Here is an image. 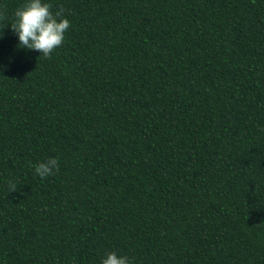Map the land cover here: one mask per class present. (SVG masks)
<instances>
[{
    "label": "trees",
    "instance_id": "obj_1",
    "mask_svg": "<svg viewBox=\"0 0 264 264\" xmlns=\"http://www.w3.org/2000/svg\"><path fill=\"white\" fill-rule=\"evenodd\" d=\"M22 3L0 0V264H264V0H49L47 58L16 48Z\"/></svg>",
    "mask_w": 264,
    "mask_h": 264
},
{
    "label": "clouds",
    "instance_id": "obj_2",
    "mask_svg": "<svg viewBox=\"0 0 264 264\" xmlns=\"http://www.w3.org/2000/svg\"><path fill=\"white\" fill-rule=\"evenodd\" d=\"M63 10H52L49 0H23L13 12L11 29L16 36V48L37 51L47 58L65 39L69 20ZM6 65L0 64V71ZM36 176L41 179L53 175L59 169L56 157H47L32 165ZM99 264H134V257L107 251L101 256Z\"/></svg>",
    "mask_w": 264,
    "mask_h": 264
}]
</instances>
